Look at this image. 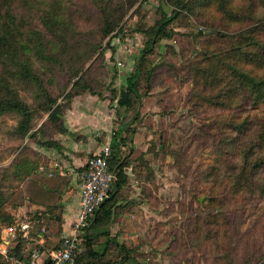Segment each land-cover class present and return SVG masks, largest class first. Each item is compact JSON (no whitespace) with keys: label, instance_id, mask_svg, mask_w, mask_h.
Wrapping results in <instances>:
<instances>
[{"label":"rangeland","instance_id":"1","mask_svg":"<svg viewBox=\"0 0 264 264\" xmlns=\"http://www.w3.org/2000/svg\"><path fill=\"white\" fill-rule=\"evenodd\" d=\"M120 1L124 6L114 12L115 19L121 12L124 16L119 28L104 40L99 32L102 18L93 0H13L12 6L26 29L43 34L46 58H33L32 71L48 94L58 99L65 126L70 120L72 125L86 127L85 134H91L101 147L107 143L111 147L116 133H123L120 151L128 154L126 162L141 170L142 182L145 174L149 180L146 198L152 211L143 234L125 244L129 249L125 264H264V194H260L264 168L253 177L257 155L243 157L255 144L264 101L229 111L216 107L209 96L204 98L199 70L209 66L202 53L225 49L227 42H220L219 36L235 37L264 23V0H228L226 11L234 12L237 20L226 15L219 0L204 4L187 0L189 8L170 25L172 38L162 40L146 55L138 81L140 99L131 110L117 108L115 99L147 40L135 29L152 27L163 10L169 14L172 9L160 0H134L128 10L131 0ZM52 11L65 17L60 27L70 25V20V32L63 33L59 27L46 30L42 23ZM49 51L55 54L50 56ZM86 75L92 92L84 89L80 94L79 88H72ZM10 83L31 110L30 135L47 120L48 114L38 107L43 97H38L33 81ZM83 115L86 120L78 118ZM247 117L251 125L246 135L235 133L233 126ZM21 120L14 112L0 116V173L14 160H27L40 175L38 167L46 162L36 153L34 139L16 134ZM26 176L6 183L0 176L2 193L15 185L12 201L3 210L10 216L16 212L19 219L12 216L16 220L25 216L36 221L28 210L30 199L35 196L43 211L58 200L54 195H38L35 178ZM53 178L45 177L47 185ZM18 198L22 204L12 207ZM50 230L55 239L46 240L49 251L59 247L62 239L54 227ZM30 243L27 248L38 247ZM79 247L84 253V241ZM121 257L118 252L109 259L115 262Z\"/></svg>","mask_w":264,"mask_h":264},{"label":"trees","instance_id":"2","mask_svg":"<svg viewBox=\"0 0 264 264\" xmlns=\"http://www.w3.org/2000/svg\"><path fill=\"white\" fill-rule=\"evenodd\" d=\"M160 1L163 2L165 7H169L172 10L169 14L163 10L160 19L152 27L135 29L143 33L147 40L144 42L143 48L136 58L134 71L129 73L126 77L124 89L119 93V97L115 99L117 108L119 109L131 110L135 101L140 99L138 81L142 73V66L145 62L146 55L151 54L162 40H169L172 38L173 33L170 29V25L181 11L189 8V1L187 0ZM207 1L208 0H202L203 4ZM227 1L228 0H219L222 10L225 11L229 18L237 20V15L234 12L226 11L225 5H227ZM12 3L13 0H0V116L7 112L20 114L22 120L18 123L16 134L19 138H24L29 135V123L32 121L31 110L27 104L20 101L16 91L12 90L10 82H16V80L33 81L40 92L38 97H43L38 107L40 110L47 113L48 117L46 120L47 122L45 121L35 132L30 134L29 138L34 139V143L38 144L40 147L58 148L59 142L51 141L50 138L58 134H70L63 120V114L61 113L62 109H60V104L57 102L58 99L48 94L47 90L42 87L37 75L32 71L33 66L31 60L33 58H46L44 55V52H46V48H44L45 40H43V34L41 32L26 29L23 20L17 18L13 13ZM134 3V0L128 1L127 9L129 10ZM93 4L99 10L102 18L99 32L101 34V39L104 40L119 28L118 23L121 17L124 16V12H121L116 19V14L114 12L122 10L124 4L120 0H93ZM63 19H65V17L61 15L58 16L57 12L52 11L50 15L48 14L44 18L42 24L48 32H51V29L54 27H59L63 33H68L71 31V22L69 20L70 25L66 24V26L60 27ZM217 35L219 36V33ZM219 37H222L220 38V42L228 43H226L225 49L202 53L203 60L209 65L204 68H199V70L202 69V83H200V86H202L201 89L204 92V98L206 99L209 96L216 107L224 108L227 111L241 104L256 105L264 101V23L259 24L258 27L253 26L245 31H241L237 33L235 37L230 35ZM52 54L55 53L49 51L48 55L53 56ZM115 77L116 75L114 78ZM91 86L92 84H89L86 75L76 80L72 89L79 88L81 94L85 91L84 89L92 92ZM95 94L98 95V93ZM250 125L251 118L247 117V120H243L242 123L235 124L233 130L239 135H246ZM127 127L128 125H125L123 129ZM257 127L255 144L245 150L247 152L243 156L247 159L251 154L257 155L253 158L256 170L251 174L253 177H257V171L261 172L264 168V159L261 155V153H264V117H262V119H257ZM118 132L114 136V140L111 144L110 149L112 155L108 160L109 170L115 176L113 191L79 233V238L85 243V249L84 253L77 256L76 264H125V261L128 262L127 257L129 249L125 245L119 244L112 239L110 242L114 244L115 248L110 249L111 251L108 248L97 251L94 248L95 240L98 236H101L102 233L97 234L90 232L95 225H99V215L104 217L106 222L110 221L114 208H119L116 206L119 194L128 183V176L124 171V168L128 165L125 159L128 154L123 156L120 151L121 146L124 145V140L122 137L123 133L118 136ZM251 137L254 141V137ZM36 168L34 164L32 166L27 160H14L7 170H3L2 173H0V176L4 177L3 182L6 183L8 181L11 182L12 179L22 180L26 175H29L30 178H35L33 186H36V193L38 195H43L45 198H52L54 195L56 200H58L56 194H50V191H45L44 187L47 183L45 181V175H43L44 171L41 169L40 171L42 174L40 173V175H37L35 172ZM243 171L244 169L242 168L241 172L243 173ZM253 177L252 179H254ZM236 178L239 179L241 176L239 175ZM145 179L148 180L146 174ZM3 186H5V184H3ZM14 188L15 185L13 187L9 186V190L5 193L0 191V226L8 227L16 223V219L3 210L5 204L11 203ZM260 190V194L263 195L264 188L263 190L260 188ZM30 202L40 205L35 196L33 199H30ZM21 204L18 198V203H14L13 201L11 206L16 207ZM51 207L53 206H50V203L49 205H45V208ZM50 211L46 210L32 213V218L36 221L29 218V221H33V223L30 222L28 234L30 239H37L38 234L41 233L44 239L47 240L51 233L54 234V232L50 230V223L43 222L46 214H52ZM53 218L55 223L59 221L58 217ZM48 220L50 219L48 218ZM100 222H102L101 218ZM33 228L37 231H34ZM60 231L61 229L56 227V235L61 234ZM46 240L43 244L38 245V248H40V250L42 249V251L50 252L51 250L45 249ZM61 241L62 240H60V243ZM13 243L18 244V248L21 251L29 242L22 239L20 235H17ZM118 252L121 253L122 257L118 261H110L109 257H115ZM10 254L16 255L13 247L10 248ZM20 256L22 257L21 254Z\"/></svg>","mask_w":264,"mask_h":264},{"label":"crops","instance_id":"3","mask_svg":"<svg viewBox=\"0 0 264 264\" xmlns=\"http://www.w3.org/2000/svg\"><path fill=\"white\" fill-rule=\"evenodd\" d=\"M78 118L86 120L87 116L83 115V117ZM69 122L66 128L69 130L70 134H58L50 138L51 141L59 142L58 148H44L34 145L36 149L38 148L36 153L46 162L44 167L39 168V173H41L40 170L43 169L44 177L55 178L51 180L49 185L46 184L44 187L45 191H50V194H56L58 197L56 203H50V206H53L51 207L52 209L45 208V210H51L50 212L52 214H46V221L43 220V222H49L52 228L55 227L54 231L56 227H59L61 229V238L71 234V224L79 210L77 173L83 169L88 158L97 154L101 148V146H98L97 143L92 140L91 134H85L86 132L83 128L86 127H77V124L72 125ZM133 144H135V142ZM128 145L131 146V144ZM122 150H124V147H122ZM129 160H131V158ZM133 167L134 164L129 162L124 168L128 176V183L120 192L117 199L116 206L119 208H114L109 222H106V219L99 215V225H95L90 230L91 233H102L101 236H98L95 240L94 248L97 251L115 248L114 244L110 242L112 239L119 244H129L132 240H138L145 231L147 219L150 214L149 211H152L151 207L148 205L149 200L146 198L149 180L143 178L142 182L138 176L141 170ZM132 171L134 173H132ZM28 210L30 213H34L43 211L44 208L40 205L29 203ZM13 215L18 218L16 212H13L12 216ZM53 217H58L59 221L55 223ZM48 218L50 220H48ZM100 218L102 222H100ZM28 239L29 245H31V241L34 242L32 243L33 245H38L43 244L46 240L41 233L38 234L37 239H30L29 236ZM48 239L54 240L55 237H50L49 235ZM28 244H26L21 251L18 248L19 254L22 255L21 258L26 256ZM11 247L15 249L18 247V244L12 242L10 244V248ZM0 264H2L1 260Z\"/></svg>","mask_w":264,"mask_h":264},{"label":"built area","instance_id":"4","mask_svg":"<svg viewBox=\"0 0 264 264\" xmlns=\"http://www.w3.org/2000/svg\"><path fill=\"white\" fill-rule=\"evenodd\" d=\"M111 155L110 144H104L97 154L88 158L83 169L77 173L79 210L71 224V234L62 237L59 247L50 252L40 251L38 247L27 248L26 256L21 260L10 254V244L17 235L29 241L30 221L24 216L21 220H16L13 226H0L2 264H76L77 256L82 251L79 247L82 241L79 233L113 191L115 176L108 166Z\"/></svg>","mask_w":264,"mask_h":264},{"label":"water","instance_id":"5","mask_svg":"<svg viewBox=\"0 0 264 264\" xmlns=\"http://www.w3.org/2000/svg\"><path fill=\"white\" fill-rule=\"evenodd\" d=\"M15 252H16V256H17L18 260H21V256L19 254L18 247L15 248Z\"/></svg>","mask_w":264,"mask_h":264}]
</instances>
